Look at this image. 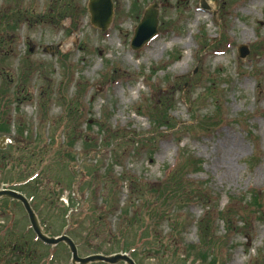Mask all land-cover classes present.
<instances>
[{
    "label": "rangeland",
    "instance_id": "374dc122",
    "mask_svg": "<svg viewBox=\"0 0 264 264\" xmlns=\"http://www.w3.org/2000/svg\"><path fill=\"white\" fill-rule=\"evenodd\" d=\"M113 1L103 32L90 23L89 0H0V189L26 183L44 232L66 230L85 257L117 248L110 220L141 215V198L153 199L143 183L160 185L191 157L200 164L186 171L188 199L152 227L156 241L135 244L136 264H184L185 255L158 249L187 253L207 215L221 241L211 258L264 264V0H206L210 10L201 0ZM154 3L158 34L134 51ZM121 176L136 182L114 186ZM9 201L0 200V237L13 233L0 238V264H71L66 245L36 241L23 206ZM67 210L79 219L68 223ZM136 229L114 232L130 245Z\"/></svg>",
    "mask_w": 264,
    "mask_h": 264
},
{
    "label": "trees",
    "instance_id": "16d2710c",
    "mask_svg": "<svg viewBox=\"0 0 264 264\" xmlns=\"http://www.w3.org/2000/svg\"><path fill=\"white\" fill-rule=\"evenodd\" d=\"M152 113V117L151 119L153 120V123H157L158 119L154 118L153 113L154 110H151ZM151 116V115H150ZM5 123V122H4ZM7 123L5 124H1V131H5L7 130ZM200 163H197L193 158L189 157L186 159H184L183 162H180L178 164V166L172 170L168 176V178L166 179V181L162 182L160 185L158 184H147V183H143V186H146L147 189H150L147 192H150L151 194H146V195H151L153 197L152 200H144L143 197L141 198L142 202L144 201L143 204V211L141 212V215H139L137 212L134 213V217H132V219L129 221L127 219H122V221L119 224H114L111 220L108 223V228H110L111 230L114 229V227H117L114 231H116V233H120L124 228H130L134 230V227L137 226V229L135 231V242L133 244L128 245L127 241L125 239L124 236H117L116 233L113 231L112 234L110 235V237H115V239H120L119 243L117 244V248H115L114 250H111L110 252H105L103 250V248L101 249H97L96 252L94 253H102L105 255H110L116 252H126L129 253L130 256L137 261V256H138V252H140V249H137L135 247L136 243H140L142 241H144L145 239H149L150 235L151 238L156 241V237L155 235H153L152 231V227L157 224V226L160 225V222L165 221L167 222L168 216L170 217L172 213H176V208L178 206L179 203V199H188L185 196H182L183 194H185V187L183 185V183L188 182L189 184H191V181H189L187 179L188 176V171L189 169H193V168H197L199 167ZM91 174V173H90ZM38 176L29 180V182H33L35 180H37V178L41 175L37 174ZM92 175V174H91ZM22 181V180H20ZM130 182L131 185H129V187H132L133 183L136 182L135 179L133 178H125L124 176H121L120 179L115 180L113 179V181L111 183L114 184V186H117L118 184H120L121 189H123V186L127 183ZM26 183H20L17 181V183L14 185L13 187L15 190L21 191L22 193L28 195V198L32 199V201H34L36 199V196L31 195L25 191H23L22 189L26 188V186H24ZM29 183L27 182V185ZM31 184V183H30ZM187 184V183H186ZM188 185V184H187ZM88 187H90V183L87 184ZM142 186V187H143ZM136 187V186H135ZM146 187H143L144 189H146ZM105 190V187H104ZM159 190H162V192H160ZM83 191V189H82ZM73 196V194H71V197ZM115 199V198H114ZM254 202H256V204H258V200L257 198L254 196L253 197ZM9 201V200H8ZM114 200L112 199L111 201H107V200H103V205L97 210L95 209L94 212V216L100 215L99 213L104 212L106 213L107 211L110 210V208L112 207V202ZM71 202L74 205H77V201H75L74 197L71 198ZM115 202V201H114ZM188 202V201H187ZM187 202L185 204H187ZM33 204V203H32ZM256 204H254V206L258 207ZM9 205H17V202H13V201H9ZM72 207H75V206ZM177 205V206H175ZM134 207V206H132ZM69 209V208H68ZM132 208H130L131 210ZM116 210V207H115ZM67 212L68 210L65 212L64 218L67 216ZM75 211H73V215L70 216L71 219H79L80 214H74ZM112 213L114 212H110L109 214L112 215ZM125 216H127L129 213L128 212H124L123 213ZM82 215H84L82 213ZM168 215V216H167ZM116 217V216H115ZM135 219H139L137 223L135 222H131ZM113 220V219H112ZM222 220H224L222 218ZM185 224V223H184ZM199 237H200V242L198 245H191L189 246L187 253H180V251L178 250L176 245H170L171 248H169L166 251H163V249H158V253H162L161 256L165 257V256H174V257H180L181 255H185V259H184V264H225L223 261H221L219 258H217V256H213L211 258V253H210V249L212 248L215 249V247H219L221 241H219L218 243L216 242V236L212 230V220L211 217L209 215H207L206 218L202 219L199 223ZM3 228V227H2ZM177 226L176 225H171V231L172 233H177ZM4 236H1L0 238L5 240L7 237L8 238H12V231L11 228H7L6 230H4ZM72 234V232H71ZM114 235V236H113ZM72 238L74 239V241L77 243L78 239L77 237H74L72 235ZM159 243H161L160 239H157ZM13 241V240H12ZM122 244V245H121ZM9 245V244H8ZM44 247V246H43ZM10 249H13L12 247H8L7 248V244H6V249L4 250V252H8L10 251ZM58 248V247H56ZM55 248V249H56ZM16 249V248H15ZM13 250L12 252L14 254L16 250ZM5 252V253H6ZM6 254H11L12 253H6ZM215 254H217V252H215ZM160 255H156L155 256H150V257H159ZM209 261V262H208Z\"/></svg>",
    "mask_w": 264,
    "mask_h": 264
},
{
    "label": "water",
    "instance_id": "95a60500",
    "mask_svg": "<svg viewBox=\"0 0 264 264\" xmlns=\"http://www.w3.org/2000/svg\"><path fill=\"white\" fill-rule=\"evenodd\" d=\"M200 3L203 10H210L209 6L206 4V0H201ZM157 7V4H153L145 10L132 39L131 48L134 51L140 50L158 34L159 11L157 10ZM88 11L90 14V22L93 27L101 31L108 30L114 15V5L112 0H90ZM239 53L241 57H245L248 55L249 51L247 47H241ZM1 199H11L20 202L28 216L31 229L37 239L43 244L51 247L64 243L72 254V264H93L100 262L107 264H118L120 262L125 264H136L129 255L122 253L111 256L95 254L81 258L76 244L69 236L63 234L59 237H51L44 232L37 214L25 195L12 189H0V200Z\"/></svg>",
    "mask_w": 264,
    "mask_h": 264
}]
</instances>
